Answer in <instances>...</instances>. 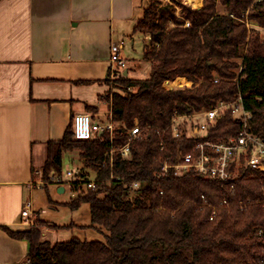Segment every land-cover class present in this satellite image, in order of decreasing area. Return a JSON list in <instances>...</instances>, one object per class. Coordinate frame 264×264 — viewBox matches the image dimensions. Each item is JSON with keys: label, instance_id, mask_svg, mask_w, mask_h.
Instances as JSON below:
<instances>
[{"label": "trees", "instance_id": "trees-1", "mask_svg": "<svg viewBox=\"0 0 264 264\" xmlns=\"http://www.w3.org/2000/svg\"><path fill=\"white\" fill-rule=\"evenodd\" d=\"M201 6L202 0L195 9L184 0H145L135 33L149 36L144 57L149 76L117 79L119 91L108 94L118 127L113 140L106 132L77 141L72 122L62 140L49 144L45 181L53 171L63 176L64 154L73 151L83 162L81 176L100 181L66 205L78 210L88 204L92 224L85 229L105 230L106 240L52 244L43 237L44 229L74 226L40 219L26 231L3 227L29 243V264H264L263 173L244 170L232 183L193 170L163 174L168 158L178 164L196 143L174 138L176 114L209 110L241 96L252 116L249 130L264 138V0H203ZM178 78L193 86H165ZM136 122L143 131L131 142V157L116 152L111 158L112 146L124 147ZM242 129L227 113L209 139H228ZM134 183L140 187L132 189Z\"/></svg>", "mask_w": 264, "mask_h": 264}, {"label": "crops", "instance_id": "crops-1", "mask_svg": "<svg viewBox=\"0 0 264 264\" xmlns=\"http://www.w3.org/2000/svg\"><path fill=\"white\" fill-rule=\"evenodd\" d=\"M144 4L0 0V264H29V243L3 227L29 230L21 216L27 203L42 220L33 202L39 188L67 191L54 183L48 189L38 185L49 144L63 139L78 114L108 120L111 46H124V38L136 34ZM130 71L128 61L124 73Z\"/></svg>", "mask_w": 264, "mask_h": 264}, {"label": "built area", "instance_id": "built-area-1", "mask_svg": "<svg viewBox=\"0 0 264 264\" xmlns=\"http://www.w3.org/2000/svg\"><path fill=\"white\" fill-rule=\"evenodd\" d=\"M251 28H257L254 24L247 22ZM187 26H190L187 23ZM123 43H114L111 46L110 71L113 78L126 77L124 71L128 70V59L123 54ZM218 80V79H217ZM176 82H166L168 89L174 90L180 86L173 87ZM185 89V87H181ZM231 113L234 121L243 125L241 132L228 139L212 141L209 139L210 132L215 129L218 122L227 114ZM252 116L244 107L243 98L238 97L235 101H221L218 105L209 110L195 112L185 115H174L171 122V129L174 138L184 137L195 140L192 152L182 156L181 161L176 165L169 163V158L164 165L166 174L170 169H175L178 174L191 170L199 173L209 180H217L225 183H232L238 179L244 170L258 171L264 174V138L249 130V121ZM117 125L112 121V111L108 115L106 122H94L91 114H78L73 120L74 138L77 141H91L102 136L106 132L110 133L112 140L115 136ZM143 129L139 123L130 129L129 142L122 148L116 149L112 146L110 157L113 158L116 152H121L123 158L131 157V142L142 134ZM58 184L65 187L69 185L73 197H78L88 190H95L100 181L96 179H85L81 172L67 171L60 178L56 172H52L48 181H41L40 186ZM139 183H134L132 189H138ZM66 188V187H65ZM67 190V189H66ZM133 197H131V200ZM247 204L241 203L243 208ZM224 206H228L225 201ZM22 224L29 230L35 227L38 214L33 211L32 204L27 203L22 211ZM216 216V208L213 212L212 220Z\"/></svg>", "mask_w": 264, "mask_h": 264}, {"label": "rangeland", "instance_id": "rangeland-1", "mask_svg": "<svg viewBox=\"0 0 264 264\" xmlns=\"http://www.w3.org/2000/svg\"><path fill=\"white\" fill-rule=\"evenodd\" d=\"M184 3L192 7L187 3V0H184ZM192 8L195 9L194 7ZM219 10L224 11L221 7H219ZM180 12L181 10L178 9V13ZM261 34L264 36L263 31ZM145 39L144 34H133V32L129 35V37L124 38V56L129 61V67L131 69L129 75L130 78L145 79L149 76L150 64L144 60L146 45ZM116 81V77L113 78L110 76L108 84L111 87V92L119 91V88L116 87ZM192 86L193 83L191 82V84L189 86H185V88H191ZM177 89H179V87ZM82 167L83 162L80 159L79 151L64 154V173L67 171L82 172ZM65 187L67 191L62 195L55 194V186L50 188L51 191L49 194L52 196V202H49L48 194L45 189L39 188V190H37L34 194L33 202L35 204V208L41 213V219L44 222L58 226H74L72 229L58 231L53 230L52 228H46L43 230V232H46V237L44 235L43 237L46 240H49L52 244L67 242L74 238L83 241L104 242L107 234L105 230L85 229V227H89L92 224L91 209L88 204H83L78 210H73L66 205L77 197L72 196L69 185H66Z\"/></svg>", "mask_w": 264, "mask_h": 264}, {"label": "bare ground", "instance_id": "bare-ground-1", "mask_svg": "<svg viewBox=\"0 0 264 264\" xmlns=\"http://www.w3.org/2000/svg\"><path fill=\"white\" fill-rule=\"evenodd\" d=\"M200 2H201V0H187V3L189 5H191L192 7L197 5L198 3L200 4ZM190 84H191V82H189L186 79H179L172 86L173 87H177V86L185 87V86H189Z\"/></svg>", "mask_w": 264, "mask_h": 264}, {"label": "water", "instance_id": "water-1", "mask_svg": "<svg viewBox=\"0 0 264 264\" xmlns=\"http://www.w3.org/2000/svg\"><path fill=\"white\" fill-rule=\"evenodd\" d=\"M125 76H128V73H126Z\"/></svg>", "mask_w": 264, "mask_h": 264}]
</instances>
